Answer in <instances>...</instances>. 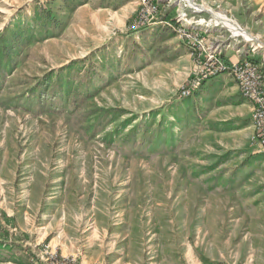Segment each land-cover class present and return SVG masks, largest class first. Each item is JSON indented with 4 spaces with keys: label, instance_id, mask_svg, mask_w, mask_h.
Listing matches in <instances>:
<instances>
[{
    "label": "rangeland",
    "instance_id": "obj_1",
    "mask_svg": "<svg viewBox=\"0 0 264 264\" xmlns=\"http://www.w3.org/2000/svg\"><path fill=\"white\" fill-rule=\"evenodd\" d=\"M147 3L0 0V264H264V0Z\"/></svg>",
    "mask_w": 264,
    "mask_h": 264
},
{
    "label": "built area",
    "instance_id": "obj_2",
    "mask_svg": "<svg viewBox=\"0 0 264 264\" xmlns=\"http://www.w3.org/2000/svg\"><path fill=\"white\" fill-rule=\"evenodd\" d=\"M143 2L148 6L147 0ZM213 56L214 54L211 55ZM233 74L242 95L255 104L256 131L252 140L264 147V67L251 59H244L233 64Z\"/></svg>",
    "mask_w": 264,
    "mask_h": 264
},
{
    "label": "bare ground",
    "instance_id": "obj_3",
    "mask_svg": "<svg viewBox=\"0 0 264 264\" xmlns=\"http://www.w3.org/2000/svg\"><path fill=\"white\" fill-rule=\"evenodd\" d=\"M188 1H190V0H188ZM194 5V4H193ZM217 16H219V15H217ZM223 18V20H225L226 21V24H228L229 26H230V28H232L233 29V32L236 34V35H243L247 40H252V38L250 37V35L246 32V31H244V30H242L237 24H236V22L235 21H233V20H231V19H229V18H224V17H222ZM222 20V19H221ZM224 23V22H223Z\"/></svg>",
    "mask_w": 264,
    "mask_h": 264
},
{
    "label": "crops",
    "instance_id": "obj_4",
    "mask_svg": "<svg viewBox=\"0 0 264 264\" xmlns=\"http://www.w3.org/2000/svg\"><path fill=\"white\" fill-rule=\"evenodd\" d=\"M238 87V86H237ZM238 92H239V94L240 95H242L241 93H240V90H239V88H238ZM246 100V99H245ZM246 102V101H245ZM248 102V101H247ZM251 105V104H250ZM250 108H251V112H252V105L250 106ZM251 116H252V113H251Z\"/></svg>",
    "mask_w": 264,
    "mask_h": 264
},
{
    "label": "trees",
    "instance_id": "obj_5",
    "mask_svg": "<svg viewBox=\"0 0 264 264\" xmlns=\"http://www.w3.org/2000/svg\"><path fill=\"white\" fill-rule=\"evenodd\" d=\"M6 216V218H9L10 219V217H8L7 215H5Z\"/></svg>",
    "mask_w": 264,
    "mask_h": 264
}]
</instances>
